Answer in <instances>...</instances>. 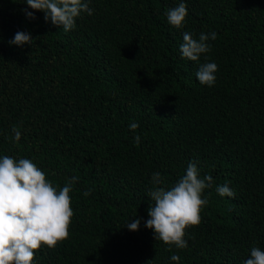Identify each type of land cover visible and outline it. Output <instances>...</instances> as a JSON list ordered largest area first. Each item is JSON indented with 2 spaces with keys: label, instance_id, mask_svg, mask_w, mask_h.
Instances as JSON below:
<instances>
[{
  "label": "trees",
  "instance_id": "trees-1",
  "mask_svg": "<svg viewBox=\"0 0 264 264\" xmlns=\"http://www.w3.org/2000/svg\"><path fill=\"white\" fill-rule=\"evenodd\" d=\"M181 2L177 29L165 12ZM89 7L64 32L24 0H0V157L31 159L58 188L79 177L69 238L41 247L34 264H243L252 247L264 250V0ZM17 31L33 45H10ZM212 31L199 62L182 57L185 32ZM205 62L218 65L212 87L196 78ZM193 160L213 177L208 203L186 229L188 246L169 250L145 227L148 191L153 173L170 188ZM224 184L234 197L217 193Z\"/></svg>",
  "mask_w": 264,
  "mask_h": 264
},
{
  "label": "clouds",
  "instance_id": "clouds-1",
  "mask_svg": "<svg viewBox=\"0 0 264 264\" xmlns=\"http://www.w3.org/2000/svg\"><path fill=\"white\" fill-rule=\"evenodd\" d=\"M90 0H24L31 9L44 12V20L68 32L76 27V18L81 12L93 14L89 7ZM26 16L36 19L34 12L23 9ZM165 15L170 25L179 29L184 26L188 11L181 2L175 8H169ZM215 31L201 32L198 38L191 33L183 34L180 52L183 58L199 62L201 54L211 51L209 40H215ZM30 33L17 31L10 45L23 46L34 43ZM218 65L205 62L199 65L196 78L200 84L212 87L216 82L215 73ZM131 130L139 127L137 122L129 125ZM14 139L20 140L21 132L13 127ZM139 145V135L134 138ZM79 177L72 176L62 188L54 186L47 179L46 173L31 159H15L5 155L0 157V264H34L35 252L41 247L55 248L68 239L74 210L71 206L70 193ZM213 177H200L198 162L188 163L183 174L170 188L160 186L165 182L159 172L153 173V189L148 191L151 201L148 208L149 218L145 227L154 231V238L164 244L184 249L188 246L184 239L186 229L201 223V211L208 200L203 192L211 187ZM220 196L234 197V191L228 184L216 188ZM85 191L84 196L90 195ZM125 226L136 231L140 218L127 222ZM178 261L177 255H172ZM243 264H264V250L252 247L250 256Z\"/></svg>",
  "mask_w": 264,
  "mask_h": 264
}]
</instances>
